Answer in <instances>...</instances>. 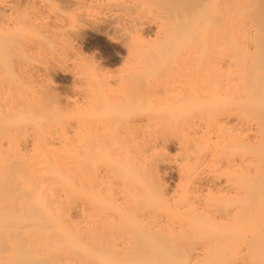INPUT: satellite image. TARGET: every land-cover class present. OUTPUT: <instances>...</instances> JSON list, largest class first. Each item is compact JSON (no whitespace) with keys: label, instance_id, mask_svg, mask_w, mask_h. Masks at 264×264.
Segmentation results:
<instances>
[{"label":"bare ground","instance_id":"1","mask_svg":"<svg viewBox=\"0 0 264 264\" xmlns=\"http://www.w3.org/2000/svg\"><path fill=\"white\" fill-rule=\"evenodd\" d=\"M263 42L264 0H0V264H264Z\"/></svg>","mask_w":264,"mask_h":264},{"label":"rangeland","instance_id":"2","mask_svg":"<svg viewBox=\"0 0 264 264\" xmlns=\"http://www.w3.org/2000/svg\"><path fill=\"white\" fill-rule=\"evenodd\" d=\"M112 47H113L112 44H109L108 42L104 41L102 38L95 37L93 35L89 36L88 42L85 45H83V44L81 45V48H82L83 53L85 55H87L88 57L93 56V59H95V61H97V63L100 64L101 66H106V68H109L111 70H116L121 66V59L114 54L115 48L114 47L112 48ZM261 47L262 48L264 47V42H263V46H261ZM259 48H258V50H259ZM261 50H263V49H261ZM261 54H262L263 58L261 57ZM258 56H260L261 60L264 61V53L263 52H260V54H258L257 57ZM58 73H60V72H58ZM58 73H55V74L53 73L51 75V78L47 76V78H49L51 81L47 80V78L44 76V78H46V82L49 81V82H47L49 87H46V85L44 87V89L49 88L48 89L49 92L46 89L47 94H44V95L46 96V98H47V96H48V98L53 96L54 100H56V104H57V106H59V108L68 109V108H70L68 97L72 95V91L70 90L73 86V83L71 80L72 77H70L71 75L68 74L67 72L62 73V74L61 73L58 74ZM71 83H72V86L70 87L69 85ZM46 92L44 91V93H46ZM49 93H50V95L51 94L52 95L50 96ZM105 118L106 117H103V116L100 117L101 120H103ZM173 152H175V147L171 146L170 153L173 154ZM168 168L169 167L164 168L165 173H164L163 177L165 178V180L164 179L163 180L165 183H167L166 185L171 190L172 187L174 188L176 181H177V178H176L175 172L172 171L171 168H169L171 170L170 171Z\"/></svg>","mask_w":264,"mask_h":264}]
</instances>
